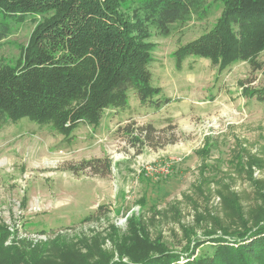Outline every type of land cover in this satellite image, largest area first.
<instances>
[{"label":"rangeland","instance_id":"obj_1","mask_svg":"<svg viewBox=\"0 0 264 264\" xmlns=\"http://www.w3.org/2000/svg\"><path fill=\"white\" fill-rule=\"evenodd\" d=\"M144 1L122 10L134 16ZM223 10L203 0L169 35L150 26L159 105L130 91L69 136L28 117L0 125V232L12 250L0 264H112L166 250L184 264L213 254L214 242L197 241L264 224V51L224 68L198 56L179 66L176 55ZM39 20L12 23L0 67L15 64ZM253 241L264 232L237 246Z\"/></svg>","mask_w":264,"mask_h":264},{"label":"trees","instance_id":"obj_2","mask_svg":"<svg viewBox=\"0 0 264 264\" xmlns=\"http://www.w3.org/2000/svg\"><path fill=\"white\" fill-rule=\"evenodd\" d=\"M223 3L217 24L177 51L179 66L198 56L224 68L264 51V0ZM202 5L203 0H146L130 16L122 0H0V41L13 22L40 17L15 64L0 67V125L28 117L69 136L80 123H98L106 109L125 106L130 91L143 104L159 105L162 88L153 84L150 26L169 35L174 24L188 21ZM259 97L264 102V92ZM2 231L0 250L11 252L3 247L8 232ZM261 232L264 224L197 241L214 242L213 254L184 264H262L264 241L237 246ZM174 259L180 254L166 250L112 264Z\"/></svg>","mask_w":264,"mask_h":264},{"label":"bare ground","instance_id":"obj_3","mask_svg":"<svg viewBox=\"0 0 264 264\" xmlns=\"http://www.w3.org/2000/svg\"><path fill=\"white\" fill-rule=\"evenodd\" d=\"M119 158V157H118Z\"/></svg>","mask_w":264,"mask_h":264}]
</instances>
